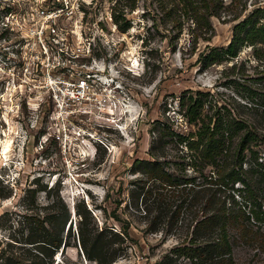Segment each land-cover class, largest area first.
Masks as SVG:
<instances>
[{"label": "rangeland", "instance_id": "obj_1", "mask_svg": "<svg viewBox=\"0 0 264 264\" xmlns=\"http://www.w3.org/2000/svg\"><path fill=\"white\" fill-rule=\"evenodd\" d=\"M203 1L206 15L216 13L206 33L186 16L184 0H0V247L9 240L27 254L29 244L12 237L25 232L26 215H49L60 198L71 212V234L54 264H97L78 243L76 203L86 205L88 235L117 238L109 264H201L180 250L189 243L188 221L158 223L153 182L132 162L151 158L162 127L195 128L182 115V97L196 90L206 93L203 108H226L257 127L264 156V33L248 35L234 55L221 51L235 24L264 10V0ZM54 8L60 11L53 19L40 12ZM112 10L125 29L112 21ZM167 135L159 159L175 174L180 145ZM252 223L264 233V222ZM262 236H232L235 264H264Z\"/></svg>", "mask_w": 264, "mask_h": 264}, {"label": "trees", "instance_id": "obj_2", "mask_svg": "<svg viewBox=\"0 0 264 264\" xmlns=\"http://www.w3.org/2000/svg\"><path fill=\"white\" fill-rule=\"evenodd\" d=\"M184 1H190L184 13L194 20L199 32L213 31L209 16L216 13L207 12L206 15L208 4L203 0H197V3L195 0ZM202 6L205 8L203 11L200 10ZM261 10L262 7L254 8L235 24L229 42L221 50L223 54L234 55L251 33L257 30L264 33V24L256 25L259 18H264V10L258 13ZM111 18L121 30L127 27L126 21H120V13L112 10ZM204 35V39H209L210 34ZM182 99H186L182 115L195 128L177 132L162 127L151 142V158H135L132 167L146 173V178L153 182L150 196L158 210L155 215L158 223L179 227L182 219L188 221L185 232L190 237L188 245L180 248L183 254L194 259L195 263L235 264L231 254L232 236L258 239L259 235H264L260 228L251 226L252 221L264 222V204L261 207V200H264V156L258 148L262 134L257 127L233 116L226 108L210 103V107L203 108L207 101L205 92L196 90L195 94L188 93ZM166 134L167 138L180 145L179 172L175 174L167 170L159 159L168 141L163 138ZM187 166L193 173L186 171ZM58 199L60 208L53 200L49 215L41 217L37 212L26 215L30 221L23 226L25 232L20 231L19 239L12 237L19 242L18 246L29 244L30 247H26L29 252L24 255L16 253L12 242L6 240V246L0 247V264H54L53 255L60 247L63 249L68 245L66 238L71 234V212ZM144 207L149 209V204L145 203ZM86 209L85 203L74 205L75 213L80 216L78 243L86 258L95 260L97 264H109L116 259L117 254L110 243L117 238L107 239L100 231H96L93 237L88 235L83 229ZM185 213L187 217H184ZM158 228L153 226L152 229ZM114 234L119 236L117 232ZM172 251L182 253L177 248Z\"/></svg>", "mask_w": 264, "mask_h": 264}, {"label": "built area", "instance_id": "obj_3", "mask_svg": "<svg viewBox=\"0 0 264 264\" xmlns=\"http://www.w3.org/2000/svg\"><path fill=\"white\" fill-rule=\"evenodd\" d=\"M59 8H54L49 11L41 9L40 12L45 15L46 19H53L59 13ZM49 33L52 35H57L56 28L54 25L50 24L49 26ZM85 83V79L80 80V86Z\"/></svg>", "mask_w": 264, "mask_h": 264}]
</instances>
